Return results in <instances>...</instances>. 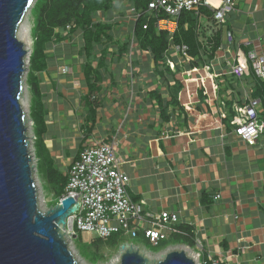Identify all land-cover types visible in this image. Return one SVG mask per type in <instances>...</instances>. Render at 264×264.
<instances>
[{
  "label": "crops",
  "instance_id": "crops-1",
  "mask_svg": "<svg viewBox=\"0 0 264 264\" xmlns=\"http://www.w3.org/2000/svg\"><path fill=\"white\" fill-rule=\"evenodd\" d=\"M131 6L128 0H113L109 11L97 12L94 20L112 25L107 32L112 40L95 46L91 54L85 52L80 30L46 50L47 67L39 74L45 148L67 176L84 147L115 138L131 199L143 201V212L177 214L164 230L165 239L182 242L172 247L198 264L209 257L225 264H264V129L249 144L229 124L233 107L246 99L260 101L258 119L264 123V82L245 58L249 51L264 56V0H237L228 20L217 24H226L227 42L221 32V49L212 59L203 53L193 67L196 72L190 71L194 60H180L179 52L171 50L166 57L179 59L174 68L164 67L163 75L154 72L151 53L132 39L136 12ZM203 26L202 44L217 31L202 38ZM127 38L130 43L122 52ZM104 48L109 53L97 67ZM236 53L246 66L241 79L226 71L225 61ZM63 67L69 70L62 73ZM89 67L101 76L93 95L85 79ZM177 85L181 88L174 97ZM221 101L226 104L224 118L219 115ZM142 238L139 234L135 239L147 247Z\"/></svg>",
  "mask_w": 264,
  "mask_h": 264
},
{
  "label": "water",
  "instance_id": "water-1",
  "mask_svg": "<svg viewBox=\"0 0 264 264\" xmlns=\"http://www.w3.org/2000/svg\"><path fill=\"white\" fill-rule=\"evenodd\" d=\"M33 0H0V264H78L63 239L72 231L78 203L70 196L47 211L38 210L20 103L27 49L17 32ZM77 235L72 233V239ZM117 264H148L129 244L120 245ZM151 264H196L171 250Z\"/></svg>",
  "mask_w": 264,
  "mask_h": 264
},
{
  "label": "trees",
  "instance_id": "trees-1",
  "mask_svg": "<svg viewBox=\"0 0 264 264\" xmlns=\"http://www.w3.org/2000/svg\"><path fill=\"white\" fill-rule=\"evenodd\" d=\"M128 1L132 3L131 7L138 14L132 27V39L141 50L151 53L154 61V72L159 75H163L160 71L164 67L166 71L169 70L166 59H170L173 62L178 61L177 57H166L174 46H187V55L191 60H194L191 63L193 68L198 61L201 62L203 53L206 58L212 59L221 44L220 30L215 31V33L207 37L204 44L199 41V33L203 21L205 19L207 21L213 20L212 11L208 8H199L197 14L193 11H181L175 20V29L170 31L158 25V20H167V16L146 12L148 0ZM112 7L113 0H36L31 8L34 22L31 28L32 47L26 73V84L31 95L29 117L32 122L34 136L33 152L36 166L40 177L45 183L46 192L51 195L49 201L50 207L57 204L59 197L65 189L67 176H63L60 170L55 167L53 159L43 144V136L46 131L44 120L45 109L40 91L39 74L47 67L48 55L46 50L53 42L64 40L70 32L80 30L82 32L85 52L91 54L95 46H100L103 41L112 40V36L107 33L112 29V25L94 20L97 12H106ZM67 24L71 25V29L66 35H63L61 33ZM129 43L130 40L127 38L123 43L124 48L122 52L126 50ZM108 53L107 48L102 49L100 56H98L97 67L101 66ZM175 72L170 73V76L173 77ZM85 79L87 80L88 92L93 95L98 89L101 76L97 70L89 67L85 71ZM180 88V85H177L174 97L177 96ZM91 95L88 96L90 97ZM87 102L92 107V102L89 99ZM112 236L116 237L113 244L117 243V238H122L120 234ZM112 236L107 239H110ZM135 240L137 241L138 239ZM121 242L123 241L121 240L120 244H122ZM176 242L182 243L171 239H161L156 244L147 241V247L154 252H158ZM80 253L91 263L104 261L107 258L105 254L90 257L82 250H80ZM203 262L201 261V264H204Z\"/></svg>",
  "mask_w": 264,
  "mask_h": 264
},
{
  "label": "built area",
  "instance_id": "built-area-1",
  "mask_svg": "<svg viewBox=\"0 0 264 264\" xmlns=\"http://www.w3.org/2000/svg\"><path fill=\"white\" fill-rule=\"evenodd\" d=\"M211 1L148 0L146 12L167 16V20H158L160 26L161 21H173L176 24L175 20L183 10L197 14L199 8L205 7L212 11L213 20L217 24L225 23L227 14L234 10L237 0H215L218 2L217 5L212 4ZM70 29L71 25L67 24L64 31L67 33ZM218 49H221V46ZM172 50L179 52L180 60L190 61L186 45H176ZM239 55L242 54L236 53L232 59L225 61L228 67L227 73L236 79L243 78L246 70V66L238 62ZM245 55L246 60L253 66L256 76L264 82V56L256 51H249ZM166 63L171 68L175 66V62L170 59H166ZM68 70L67 67L61 68L62 73ZM190 71L196 72L197 68H192ZM259 104L258 99H246L241 106L233 107L235 115L229 120L234 134L249 144H255L264 129V123L258 119ZM225 106L224 101L219 103L221 118L226 117ZM116 144L115 138L109 141H96L84 147L72 161L65 189L57 203L62 198L70 196L78 203V207L70 214L72 231H68L66 227L63 229L70 236L72 233L85 232L103 240L114 234H125L132 238L142 234L145 240L156 244L157 241L167 237L164 231L166 225L176 222L177 214L166 210L158 213L143 212V201L131 199L127 192L129 178L121 171L116 158ZM219 197V193L214 196L215 199ZM203 263L225 264L211 257Z\"/></svg>",
  "mask_w": 264,
  "mask_h": 264
},
{
  "label": "rangeland",
  "instance_id": "rangeland-1",
  "mask_svg": "<svg viewBox=\"0 0 264 264\" xmlns=\"http://www.w3.org/2000/svg\"><path fill=\"white\" fill-rule=\"evenodd\" d=\"M36 0H33L29 6V8L26 10L24 18L22 22L19 25L17 37L19 40H21L24 43L25 48L27 49V54L25 55L24 61H25V70L23 73V91L20 96V103L22 106V110L24 112L25 117V126H26V135H27V141H28V153L31 157V168H32V178H33V184L36 189V197H37V206L38 210L40 211H47L49 210L50 205L49 201L51 199V195L48 194L45 190V183L40 177L37 166H36V159L34 157L33 153V135H32V124L29 117V105H30V91L28 89V86L26 84V73L28 69V61H29V55L32 47V35H31V28L33 26V17L31 15V8L33 6V3ZM125 10L122 9V12ZM228 16H226L227 18ZM228 20V18H227ZM203 31L201 32V37L205 38L206 34H210L211 32H214V30H220L224 34V39L227 42V32H226V24L220 27L221 25H217V23L212 21H204L203 23ZM161 28H168L172 30L175 26V23L173 21H161L160 22ZM205 35V36H204ZM225 42V43H226ZM61 232L63 233V239L66 242L68 249L70 250L71 254L73 255L74 259L77 261L78 264H117L120 260L121 256V249H120V241L122 240L123 243L131 244L133 249H137L140 253H142L146 259L147 263H155L162 259L163 255L166 254L168 251L171 250H177L174 247L170 245V247L164 248L158 252L152 251L149 247H146L141 245L139 242L135 240V238H132L128 235L123 234L122 238H117L115 244H113V241L116 237L112 236L110 239H96L93 234H88L85 232H77V236L72 239V237L66 233L63 229V227L60 228ZM117 236V235H116ZM145 249L146 252L144 253L143 250ZM80 250L85 252L86 255L90 257L99 256V254H105L106 259L104 261H98L97 263H91L88 261L81 253ZM197 264V263H196Z\"/></svg>",
  "mask_w": 264,
  "mask_h": 264
},
{
  "label": "bare ground",
  "instance_id": "bare-ground-1",
  "mask_svg": "<svg viewBox=\"0 0 264 264\" xmlns=\"http://www.w3.org/2000/svg\"><path fill=\"white\" fill-rule=\"evenodd\" d=\"M19 39V38H18ZM199 73V72H198Z\"/></svg>",
  "mask_w": 264,
  "mask_h": 264
}]
</instances>
